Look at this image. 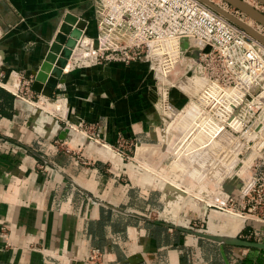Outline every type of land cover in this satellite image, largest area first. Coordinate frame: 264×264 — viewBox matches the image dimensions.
Returning a JSON list of instances; mask_svg holds the SVG:
<instances>
[{"label": "crops", "instance_id": "1", "mask_svg": "<svg viewBox=\"0 0 264 264\" xmlns=\"http://www.w3.org/2000/svg\"><path fill=\"white\" fill-rule=\"evenodd\" d=\"M93 1L0 0V135L33 150L0 148V264H92L84 258L93 249L101 251L102 264H264L262 248L184 230L203 232L196 227L203 213L207 228L211 219L222 225L228 218L199 200L187 201L199 213L189 219L187 212L157 215L169 180L183 188L195 185L181 176L188 170L185 161L170 167L178 179L159 165L166 152L156 143H167L169 124L155 109L146 63L63 71L53 96L66 100L65 118L17 93L22 79L34 80L68 13L85 19V34L95 36ZM119 140L129 145L119 148ZM232 238L264 243L240 232Z\"/></svg>", "mask_w": 264, "mask_h": 264}, {"label": "built area", "instance_id": "2", "mask_svg": "<svg viewBox=\"0 0 264 264\" xmlns=\"http://www.w3.org/2000/svg\"><path fill=\"white\" fill-rule=\"evenodd\" d=\"M233 13L244 15L238 10ZM93 15L97 33L89 36L83 29L63 71L146 63L166 112L182 125L171 154L174 160L186 162L184 178L191 176L192 184L203 188L200 193L209 198L205 201L210 207L243 217V237L264 240V135L252 133L250 127L241 130L234 100L245 95L249 84L264 78V50L247 31L202 0H94ZM186 41L189 44L184 47ZM180 66L184 67L180 79L169 81ZM4 78L0 63V87H5ZM193 79L201 84H193ZM33 82L22 79L17 93L36 105L65 100L54 97L51 101L42 93L34 97ZM174 88L188 97L183 110L177 111L168 100ZM66 105L64 113L38 106L65 118ZM117 145L129 144L119 140ZM0 148L33 152L3 135ZM210 179L214 189L207 193ZM84 261L102 264L101 251L93 249Z\"/></svg>", "mask_w": 264, "mask_h": 264}, {"label": "rangeland", "instance_id": "3", "mask_svg": "<svg viewBox=\"0 0 264 264\" xmlns=\"http://www.w3.org/2000/svg\"><path fill=\"white\" fill-rule=\"evenodd\" d=\"M212 1L215 4L219 5L220 7L227 8L232 13L236 10L233 6L227 4L223 0H212ZM262 6H263V4L258 3V7L260 8L259 11L264 13V8ZM234 15L241 18V19H247V15H245V14L243 16L237 15V14H234ZM260 28L264 31V27H260ZM188 44H189L188 41L184 42V47H187ZM183 70H184L183 66H180L179 68H177L176 74H173L172 76H170L169 81L175 82L176 80H179L180 79L179 77L184 72ZM198 81H200V80H198ZM181 87L186 89L185 86H181ZM175 90L177 92H175V91L173 92V89L168 92V100L170 103H172L176 107L177 111L183 110L184 105L188 102V100H187L188 97L184 96L183 93L181 91H179L178 89H175ZM243 92L245 93V95H240L239 97H236L234 99V100L238 101V105L236 106V109H235V111H236L235 115L237 117L236 120L242 121V123L239 125L241 127L242 131L245 130V127H250L251 128L250 131L252 133L264 135V78L262 79V81H259L258 79H256L254 82H252V84H249V87H246V90ZM155 95H156V99H155V103H154L155 109L159 113V117L166 119V122L169 124V131H168L169 136H168L167 143H164V142H161V143L157 142L156 143L158 148H160V151L166 152V158L162 161V164H159V165H162L161 168H163V170H164L163 174L178 179V176H177L178 174L174 173L172 171V169H170V167H172L173 163L175 162L174 155L171 154V151H170V148H171L170 144L172 143V137H174L176 135V133H178V129L176 127H180V125L177 124L176 122H173L174 116H170L169 115L170 113L166 112V109H165L164 104L162 102L163 100L161 98V93L155 91ZM161 128H163V126ZM172 128H174V129L172 130ZM158 131L160 133L159 138L162 139L164 136V132L161 133L160 130H158ZM171 146H173V144H171ZM151 148H153V150H154L155 147L151 146ZM157 150H159V149H157ZM154 164L155 165L151 164V166L153 168L156 167V165L158 163H154ZM142 165L145 166L148 164L145 163L144 161H142ZM157 168L159 170L161 169L160 167H157ZM185 174H187V172H185V173L181 172L182 177H184ZM157 177H159V176L157 175ZM186 177L187 178L185 179V183H187V184L191 183L192 184L191 179H190L191 176L187 175ZM171 181L172 180H169V184L171 183ZM208 185H209V188H208L209 191H207V193L208 192L211 193L210 191L214 189V184H213V181L211 179L208 181ZM201 189L203 190V188L195 186V189H192V191H194L193 194L185 196L184 198H181V196H180V198L176 200V203H178V205L174 203L172 205L171 210H170V208H167L165 202L163 201L162 208L159 210L161 214H157V215H160L161 217H167L166 212L169 214V211H170L172 214H175L177 217H182L184 212H187V218L188 219L190 218V216H196V214H199V213L197 211L194 212L195 206L192 204H189L187 201L189 199L192 201L199 200V199H197V196H198L197 193L199 194V196L201 198L204 199L203 201L200 202L201 205L203 204V205H205V207L207 206L209 208H214V207H210L206 203L205 199L208 201L209 198H207L205 196V193H203V194L200 193ZM183 199L185 200V202L183 201ZM178 200H179V202H178ZM175 205L177 207H175ZM173 207H175L176 209ZM214 209H216V208H214ZM225 214H227L229 216H233L237 219H240V220H242V222L244 220V218L239 216V215L235 216V215L230 214V213H225ZM201 216H202L201 218H204V219H198L196 221V225H197L196 227H198L199 229H203V232L207 233L205 230L208 229L207 228L208 216L205 215V213H203V215H201ZM221 224L224 225L223 223H221Z\"/></svg>", "mask_w": 264, "mask_h": 264}, {"label": "water", "instance_id": "4", "mask_svg": "<svg viewBox=\"0 0 264 264\" xmlns=\"http://www.w3.org/2000/svg\"><path fill=\"white\" fill-rule=\"evenodd\" d=\"M207 5L212 7L217 12L224 15L231 22L239 26L240 28L247 31L250 35L258 39L262 44H264V38L255 34L248 27L234 19L231 15L222 11L219 7L210 3L208 0H202ZM227 4L233 6L236 10L244 13L245 15L251 16L258 23L262 24L264 27V13L257 10L256 8L250 6L244 0H223ZM259 3L264 5V0H257ZM87 27V21L83 18L76 16L73 13H68L65 16L64 22L60 27L59 32L56 34L54 40L52 41L49 50L45 56V59L41 63L39 69L34 75L33 89L39 93L50 98L51 101H55L53 93L62 77L63 68L67 64V59L70 57L72 49L75 47L77 39L82 35L83 29ZM227 189L231 187L226 186ZM188 232L197 234L198 236L208 238L211 240L232 243V244H242L246 246H254L264 249V243L259 242H249L242 240L240 238L223 237L213 234H207L202 231H194L190 229H184Z\"/></svg>", "mask_w": 264, "mask_h": 264}, {"label": "bare ground", "instance_id": "5", "mask_svg": "<svg viewBox=\"0 0 264 264\" xmlns=\"http://www.w3.org/2000/svg\"><path fill=\"white\" fill-rule=\"evenodd\" d=\"M208 1L210 3H212V4H214L216 7H219L225 13L231 15L234 19H236L237 21H239L240 23H242L243 25H245L246 27H248L255 34H257L260 37H263L264 38V31L260 28V27H263V25L260 24V23H258L251 16L247 15V19H241V18L235 16L227 8L220 7L219 5L215 4L212 0H208ZM244 2H246L247 4H249L252 7L256 8L257 10L260 9L258 7V3L259 2L257 0H244ZM253 38H254V41L264 50V44H262L255 37H253ZM38 105H40L41 107H43V108H45L47 110H50V111H53V110L54 111H59L61 113L66 112V107H67L65 100H59L56 103L55 102L54 103H49V102L43 103V102H39ZM193 192L194 191H192V189H190L188 187H184L183 188L182 185H180L178 182L172 180L171 183H170V185L168 186V188L166 190V197H165L166 199L164 198L165 199V203L167 201V203H166L168 205L167 208H170L174 203L178 205V203H176V200L179 199L180 196H181V198H184L185 196H188V195L193 194ZM197 195H198L197 196V199H199L200 202L203 201V199L199 196L198 193H197ZM178 202H179V200H178ZM210 202H208V203H210ZM175 207H177V206L175 205ZM175 207H173V208H175ZM171 208H170V210H171ZM214 208L220 210L217 207H214ZM220 211L225 212V213H230V214H233L235 216L237 215V214H234L233 212H230V211H223V210H220ZM220 222H219V219H217V218H214V219H211L210 220L209 228L208 229H209V231L212 232L213 235L229 236V237L236 236V234H238L240 232V230L242 229L243 224H244V220L242 222V220L237 219V218H235L233 216H228V218L225 219L224 222H223L224 225H220ZM220 226H221V228L224 229V232H218V229H219Z\"/></svg>", "mask_w": 264, "mask_h": 264}]
</instances>
